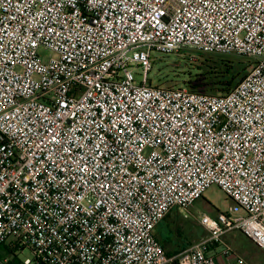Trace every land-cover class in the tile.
Segmentation results:
<instances>
[{
  "label": "built area",
  "instance_id": "1",
  "mask_svg": "<svg viewBox=\"0 0 264 264\" xmlns=\"http://www.w3.org/2000/svg\"><path fill=\"white\" fill-rule=\"evenodd\" d=\"M184 50L253 63L224 94L148 80L152 52ZM212 185L234 205L168 255L157 223ZM232 229L264 251V0H0V244L20 264H247Z\"/></svg>",
  "mask_w": 264,
  "mask_h": 264
},
{
  "label": "rangeland",
  "instance_id": "2",
  "mask_svg": "<svg viewBox=\"0 0 264 264\" xmlns=\"http://www.w3.org/2000/svg\"><path fill=\"white\" fill-rule=\"evenodd\" d=\"M183 53L177 55H162L152 52L150 63L151 68L147 73L148 80L153 85H162L164 87H187L188 81L194 76L201 74L203 71L199 68L202 64L207 63L209 66H215L220 59L231 60L236 66L235 71L239 73L240 77L245 76L250 69L253 59L249 57L237 56L234 54H208L201 53L194 50H184ZM208 66V67H209ZM139 68L135 67V72L138 73ZM234 203L229 199L217 186L212 185L208 187L202 196L195 200V202L187 208L189 212L188 217H184L185 210L174 208L170 212L167 220L156 227L159 233L170 231L169 243L178 240V248L184 244L191 245L205 235L202 227L197 223L194 216L199 212H205L210 216H215L218 212H228V207L233 206ZM187 212V213H188ZM231 216H239L242 214L241 210L230 212ZM158 228V229H157ZM162 238V237H161ZM225 244L234 248L236 253L241 255L252 264H264V252L258 249L252 241L244 236L239 230H229L224 236ZM11 238L6 240L9 246ZM164 243V242H163ZM167 243L165 242L164 245ZM165 251H171V248ZM4 258H16L23 261L26 257H31V251L28 248L20 250L18 248L7 249L3 254Z\"/></svg>",
  "mask_w": 264,
  "mask_h": 264
},
{
  "label": "trees",
  "instance_id": "3",
  "mask_svg": "<svg viewBox=\"0 0 264 264\" xmlns=\"http://www.w3.org/2000/svg\"><path fill=\"white\" fill-rule=\"evenodd\" d=\"M207 63L199 67L203 72L187 83L190 90L205 94H224L234 87L244 76L237 74L231 60L220 59L215 66ZM169 255V254H168Z\"/></svg>",
  "mask_w": 264,
  "mask_h": 264
},
{
  "label": "crops",
  "instance_id": "4",
  "mask_svg": "<svg viewBox=\"0 0 264 264\" xmlns=\"http://www.w3.org/2000/svg\"><path fill=\"white\" fill-rule=\"evenodd\" d=\"M174 209V208H173ZM173 209H171V210H173ZM171 210L157 223V225H156V227H158L160 224H162L163 222H165V220H167V218H168V216H170V212H171ZM198 223V222H197ZM199 224V223H198ZM200 225V224H199ZM201 226V225H200ZM156 227H155V237H156V233L158 232L157 230H156ZM202 227V226H201ZM158 229V228H157ZM203 229V228H202ZM235 230H237V229H235ZM203 231H204V229H203ZM229 231V230H228ZM227 232V231H226ZM225 232V233H226ZM224 233V234H225ZM224 234L222 235V242H224L225 243V241L223 240V236H224ZM162 237V238H161ZM169 237H171V235H170V231H168V232H164V233H159L158 235H157V240L162 244V246H163V248H164V243L166 242L167 244V247L165 246V248H167V250L169 249V248H171V245H172V248H171V251H165L167 254H169V255H171V254H175L176 252H178V251H180V250H182V249H184L185 247H187L188 246V244H184L183 246H181L180 248H178V240L177 241H171V244L169 243ZM251 240V239H250ZM252 241V240H251ZM164 242V243H163ZM252 243L258 248V249H260L262 252H264L258 245H256L253 241H252ZM7 249H11L6 243H3V244H0V264H20V262L21 261H19L18 259H16V258H13V259H7V258H4L3 257V254H4V252H6V250ZM234 251H235V249L234 248H232ZM165 250V249H164ZM236 252V251H235ZM245 259V258H244ZM245 261L247 262V264H252V263H250L249 261H247L246 259H245Z\"/></svg>",
  "mask_w": 264,
  "mask_h": 264
}]
</instances>
